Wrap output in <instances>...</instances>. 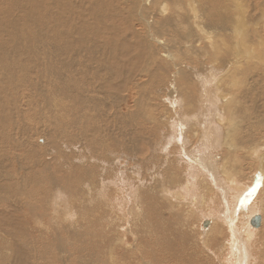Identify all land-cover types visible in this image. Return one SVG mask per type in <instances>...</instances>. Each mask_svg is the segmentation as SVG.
I'll use <instances>...</instances> for the list:
<instances>
[{
    "label": "bare ground",
    "instance_id": "obj_1",
    "mask_svg": "<svg viewBox=\"0 0 264 264\" xmlns=\"http://www.w3.org/2000/svg\"><path fill=\"white\" fill-rule=\"evenodd\" d=\"M256 9L261 10V14ZM263 19L264 0H0V152H2L0 155L3 156V152L8 153L9 149H12L11 151L18 150L20 152L19 155L22 156H19V158L28 159V153L30 155L33 153L40 155L43 152L38 149L39 145L34 147L35 143L33 145L34 150L27 145L26 136L29 134L26 135L28 133L26 127L28 126H24L25 123L22 122V118L24 111H27L28 108L29 111L31 109L36 110L37 115L34 111L33 114L40 116L37 119H42L43 115L40 107H43L46 103L45 100L40 102L41 104L35 103L34 100H30V97L25 95L26 93L24 94V90L27 88L33 90L30 93L33 99L37 95L40 96L38 87L42 86L41 81L49 87L52 85L51 88L47 87L49 88L47 90L54 89L53 93L51 92V97L49 95L48 104L50 107L47 113L52 116L51 118H56L57 122L55 121V123L59 125L55 126L66 127L68 126L66 123V126L61 123L67 120L72 123L71 129L78 127L80 130L81 125L85 124V129L92 131L93 136H86L85 132H80L82 136H85L84 138L89 137L87 141H83L85 146H81L90 154L94 150V152L98 151V155L103 157V161L97 157L96 160H92L100 163L101 166H99L95 162L92 163V161L86 162L82 158L84 156L82 154L75 156L76 154H73L75 152L71 150V161H69V158L68 161H60L61 164L56 169L63 171V178L67 179L68 172L71 171L79 178V182H83L82 185L74 183V194L83 191L84 188L82 189V187L88 184L87 181L97 179L96 181L101 182H98L97 185L101 184L102 187L106 186V182H111L109 185L113 184V188L119 186L117 192L123 194L118 196L116 191H113L110 201L118 197L123 199L125 196L127 198L126 188L124 187L127 183L122 182L121 177H119L121 173L113 168H118L115 160L119 158H108V156L116 153L114 150H122L121 153H128L123 159L127 158V163L133 161V167L126 169L129 172L128 174L131 175L132 171L137 170L138 167L135 164L143 166L142 174L145 171L147 173V170L150 169L149 165L153 167L152 172L156 168L160 174L165 172L161 175H157V172H155L156 174L150 173L144 175L145 178L142 180L136 179V187L141 189L146 187L145 183H150L148 188L150 190L146 193L147 198L145 201L147 203L142 204H146L147 210H145L148 211L149 215L160 214L162 210L169 212L170 219L176 222V227L173 228L174 234L171 232L174 240L180 244L190 241L194 231L191 232V227L182 222L181 219L182 217L187 219L194 213H200L196 215L199 217H197V223L200 224L201 220L209 219L208 224L210 226L206 230L204 228L198 235L195 234L196 239H193V247L196 248L201 242L205 243L209 237V232L213 231L216 234H222L216 242L222 240L225 248L223 251L225 255L222 258L224 262L222 261L220 264H249L253 261V255L251 256L253 228L250 226V220L255 216L260 217V227H254L253 230H258L262 224L264 225V125H262L264 124V40L261 37V33H263L264 38V28L257 26L259 32L255 28L256 23L262 22ZM56 24L71 25V34L70 30L67 33V35H71L70 41L65 40L67 36L66 38L63 37L65 41L56 39ZM38 25L40 29L44 25L46 29L48 28L47 31L51 29L50 27H53V34L47 36L49 31H44L46 36L42 35L45 33L39 32V34L36 30ZM48 48L52 51H48V54H42L46 64L44 66H47L46 69H43L45 67L39 66L38 57L41 54L40 50L42 52ZM61 56H65V59L62 60ZM26 59L32 65L26 66L27 64L24 63ZM70 68L71 73L64 77L63 83H58V80H62L61 73L63 75V71ZM32 74H34V77H30ZM45 83L44 86H46ZM105 89L111 91L110 95L114 97L105 96V99L101 98L100 94L106 92ZM118 92H121L122 95H119ZM68 94L71 98V102L68 99L71 107H67L65 104L62 105L63 101L60 98ZM45 95L43 94V96ZM120 99L122 101L125 99L132 100L133 108H138V111L136 112V109H134L131 112L128 108L127 112L124 113L121 107L116 112L111 108L110 110L106 109L107 103H118L117 101ZM147 103L148 105L145 106ZM152 104L156 105L157 111L150 109L149 106L152 107ZM44 108L46 109V107ZM116 113L130 116L132 122L126 121L123 117V122H121L123 123L122 132L116 137H112L113 139L109 137L110 134L108 133V141L106 139L101 143L99 140L102 130L99 131L97 124L99 121L109 120ZM68 115L71 116V119ZM32 117L33 115L30 118L32 119ZM99 117L101 120L98 121ZM37 119L36 124L38 123ZM48 119H46V125ZM52 120L54 121V119ZM33 121L35 120L33 119ZM243 121H247V123L244 124ZM21 122L23 126H21ZM73 122L75 126H73ZM44 124L36 126L41 127ZM140 126V130H134ZM255 129H257L256 133H254ZM78 133H73V135H78ZM73 135H71L72 139ZM130 136L133 138H130ZM46 137L52 136H44V139ZM60 139L64 140L62 142L65 143L62 144V147H59V145L58 148L55 147L57 153H62L70 146L72 149L81 147L79 144L77 146L67 144V138L65 137ZM153 139L156 141H153ZM38 141L39 143H36V145L40 144V140ZM69 141L71 144L76 143L74 140ZM161 141L162 143H160ZM42 142L44 143L45 140ZM51 142H55V139ZM47 148L49 147L47 146ZM243 150H248L254 159L251 163L255 162V166L251 167L254 171H250L249 176L246 173L240 174L241 170H236L232 166L235 159L236 161L241 159L236 157V154ZM98 152H96V155ZM16 154L18 156V153ZM4 156L8 159V154ZM34 156L31 157L32 160ZM61 156H64V153ZM85 156L87 155L85 154ZM5 157H1V159H5ZM73 157L76 159H73ZM19 158L17 157V159ZM38 158L40 159L39 163L36 160L35 163L29 161H31V165L35 164L38 167L34 169L35 171L40 169L41 171L52 172L42 177L44 181H49L48 194L52 193L50 191L60 184L53 178L52 167L46 163L45 156L43 159L41 155ZM145 159H147L146 162H144ZM13 161L15 162L14 158ZM25 162L27 163V161ZM121 163L123 164V162ZM11 164L14 168L15 164L12 162ZM28 165L29 163L24 167ZM20 166H23V164ZM4 167L1 168L4 169ZM247 167L244 166L246 169ZM120 168L123 167L119 166ZM40 170L39 174L34 171L39 178L27 177L26 180H21L20 184L17 182L21 188L24 187V180H28L27 182L32 183L30 186L32 189L41 191L39 194L34 195L29 193V196H33L26 199L31 204H36V206L20 211L18 218H21V223L32 216L33 210H41V207L46 210L54 209L55 200L58 201L57 199L60 197L57 195L58 193H53L54 198L58 197L57 199L52 197L53 200L47 205L38 199L43 196V191H46L42 187L39 190L37 186L42 185ZM217 170L219 172L216 174H219V176L215 174ZM1 171L3 170H0V181L3 183L1 187L14 185L11 179L15 181L18 178L16 177V179L15 176L13 178L9 174L5 175ZM36 174L35 176H37ZM57 174L60 175L61 173L58 172ZM244 175L247 176L244 178ZM160 177L164 183L160 184V180V186L155 187L153 182L156 181V178L160 179ZM238 179H244L245 183H241ZM126 180H130V178L127 177ZM85 182L87 184H84ZM61 189L63 188L61 187ZM6 190L9 192L8 189ZM19 191L22 194L25 193L23 188ZM100 191L98 190V192ZM79 195H85L82 198L83 200L81 199L83 204L81 207L88 208V211L92 210L86 204L96 205L93 201L96 200L98 194L96 196L92 195L89 188V190L84 191V194ZM26 196L28 197V195ZM143 199L144 194L140 192L136 195L133 203L139 204ZM101 200L98 199L99 202ZM13 202L6 201V203H0V205L5 204V207L9 208L7 210H11L12 214L14 209L19 210L20 207L25 208L26 206L22 203L23 205L21 204L19 207L17 206L19 202L15 203L16 205ZM202 203L207 204V208L209 204V210H205L204 217L201 214L202 210L199 208ZM121 206L117 208L124 210ZM5 207L0 206L2 209L0 212L7 216ZM126 209L124 211L130 219L143 214V208L136 211L131 208L130 210ZM56 211L52 210L54 217H56ZM96 211L102 215L99 219L102 221H99L98 224L102 229L99 234L100 241L106 244L110 259L106 261L100 257L102 260L94 262L92 260L89 263H147V260L140 258L135 254L136 252L134 253L128 248V246L133 247L131 243L120 245V251L122 252L121 255L119 253V257L117 256L119 260L117 261L114 258L111 250V238L118 228L113 226H117V220L123 219L125 215L121 218L118 216L117 220L112 219L117 212L115 213L111 206H105V209H101V211L98 208ZM120 211H118V214ZM124 211L123 213H125ZM255 211L263 214L258 213L252 216ZM110 213L113 214L112 217H107ZM104 215L108 220L112 219L110 222L114 225L106 222ZM11 220H15V218L10 214L8 218L10 228ZM24 224H26V220ZM208 224H205V226ZM119 229L122 230L120 227ZM141 229L143 228L141 227ZM44 230L47 231V228ZM1 231L4 235L6 234V237L16 236L17 234L11 230ZM239 232H244L249 241L247 245L250 253L247 251L245 242L239 239ZM186 234L188 235L185 236ZM1 240L3 241V239ZM262 240L259 248L256 247L257 255L260 257L258 264L264 263V239ZM2 241L0 242L2 243ZM122 241L120 240V242ZM133 241H136L135 235H133ZM25 243L27 242L21 237H18L13 244L2 243L0 245L2 262L0 263L6 264L12 261V264H24L23 254L18 251L25 246ZM193 243L191 242V244ZM164 244L169 246L171 243L164 240ZM40 245L45 246L46 242H40ZM62 245L61 243L59 247ZM67 248L62 247L60 249L68 251ZM257 260L259 259L257 258Z\"/></svg>",
    "mask_w": 264,
    "mask_h": 264
},
{
    "label": "rangeland",
    "instance_id": "obj_2",
    "mask_svg": "<svg viewBox=\"0 0 264 264\" xmlns=\"http://www.w3.org/2000/svg\"><path fill=\"white\" fill-rule=\"evenodd\" d=\"M261 6V5H260ZM253 7V6H252ZM262 9V8H261ZM257 10V12H259L260 14H261V10H259V9H256ZM255 10V11H256ZM264 19L262 20V22L261 21H259V22H257L256 24V26H255V28H256V31H258L259 32V28L258 27H260V28H264ZM70 27H69V26ZM258 26V27H257ZM262 26V27H261ZM62 27V28H61ZM69 29H68V28ZM51 29H49L48 31H49V33H47V36H51L52 34H53V30H52V28L53 27H50ZM71 25L70 24H66V26L64 25V24H56V29H57V34H56V39H65L66 38V36H67V39H65L66 41H70L71 40V35H67V33H68V31L70 30V34H71ZM258 28V29H257ZM48 29V28H47ZM47 29H46V27L44 26V25H42V28L40 29V26L38 25L37 27H36V30L38 31V33L40 32V33H45V32H48L47 31ZM67 29V30H66ZM43 30V31H42ZM45 31V32H44ZM52 31V32H51ZM60 31V32H59ZM64 31H67V32H65L64 33ZM39 33V34H40ZM64 33V34H63ZM64 36H63V35ZM262 35H261V37H262V39L264 40V38H263V33H261ZM42 35H45L46 36V33L45 34H42ZM60 35V36H59ZM59 36V37H58ZM69 36V37H68ZM62 37V38H61ZM63 37H65V38H63ZM259 37H260V35H259ZM64 40V41H65ZM39 48H40V45H39ZM49 49V50H48ZM47 50H44V51H42L41 52V50H40V53L41 54H39V57H38V62H39V66L40 67H45V68H43V69H46L47 68V66H44V65H46L45 64V61H44V59H43V55L42 54H48L49 52H51L52 50L50 49V48H48ZM49 51V52H48ZM41 55V56H40ZM42 57V58H41ZM62 57V58H61ZM60 58L63 60V59H65V56H61ZM35 60H37L36 58H35ZM40 61H42V62H44V63H40ZM25 64H27L26 66H29V64L30 65H32L31 63H29V62H27V59H26V61L24 62ZM40 64H42V65H40ZM65 72H66V74H65ZM71 73V68L69 69V70H67L66 69V71H63V75H62V73H61V78H62V80L60 79V80H58V83H63V79H64V77L66 76V75H68V74H70ZM34 77V74H32L30 77ZM44 83L45 82H43L42 83V81H41V83L40 84H42V86L40 87H38V93L40 94V96L39 95H37V96H35L36 98H31V95H30V93H32V91L33 90H29L28 88L26 89V90H24V94L27 96V97H30L29 99L30 100H34V102L36 103V102H38L39 104H41L40 102H43L44 100V102L46 103L43 107H46V109L44 108L43 109V107H40L41 109V111H42V115H43V118L42 119H37V117H39L40 118V116H36L37 115V113H36V110L34 111V109H31V111H29V109L27 108V111H24V116H23V118H22V122H24L25 124H24V126H28V127H26V129L28 128L29 130H30V133H29V130L27 129V131H28V133L26 134V135H28V136H26V142H27V145L28 146H31V148L34 150V148H33V145H34V143H35V145H34V147H38V145H39V150L42 152L40 155H41V157H42V159L44 158V156H45V158H46V163L49 165H51V167H52V169L51 170H53V174H52V176H53V178H55L58 182H59V184L60 185H57V186H55V188L53 189V190H51L50 192H52V193H49L48 194V192H47V189H50V184H48L49 183V181H44V178H42V177H45V176H47L49 173H52L51 171H44V170H40V169H37L36 171L34 170L35 168H38L35 164H32L31 165V161H32V163H35L36 161L39 163V161H40V159L38 158L40 155H36V154H27V157H28V159L26 158H24V157H20L19 158V156H22V155H19L20 154V152L17 150H15V151H11L12 149H9V150H7V151H9V152H11V153H7L6 151L5 152H3V156L2 155H0V170H3V171H1V172H3V174H9V175H11L13 178H14V176H15V178L17 179V180H12L11 179V181L14 183V185L18 182L19 184L21 183V180H23V179H25L26 180V178L27 177H38V175L37 174H39V170H40V177L42 178V182H41V184L43 185H37L38 186V188H39V190H40V188L42 187V188H45L46 189V191H43V196H41V197H39L38 199L41 201L42 200V202H45L46 203V205L48 204V203H51V200H53V199H57V195H59L60 197H58V201H56L55 200V203H56V205L53 207L54 209H49V210H46V209H43L42 207L40 208L41 210H33V212H32V216H30V215H28V216H30V218L29 219H25L26 220V224H24L25 223V220H24V223L22 222L21 223V218L19 219L18 218V216L20 215L19 213H20V211L22 210V209H31V206L34 208V206H36V204H31L26 198H30L31 196H33L34 194H39V192H41V191H38V190H35V189H32L30 186L32 185V183H30V182H27V181H25L24 180V187H21V188H23L24 190H25V193H21V191H19L21 188H20V186H18V183H17V185H13V184H11L10 186H8V187H5V186H3V187H1V185H3V183H2V181H0V203H6V201H11V202H13V204L14 205H16L17 204V202H19L18 204H17V206H21V204L23 203L24 205H26L25 206V208H23V206H22V208L20 207V209L19 210H17V209H14V212H13V214H12V212H11V210H7V209H9V208H6L5 207V204H2V205H0V206H4L5 207V211L7 212V216L4 214V213H2V212H0V241H2L1 239H3V241L4 242H6V244L8 245L9 243H11V244H13V243H15L16 241H17V238L18 237H21V238H23L24 240H25V242H27V243H25V246H23L22 248H21V250H19L18 252H22V254H23V260H24V264H88L89 262L91 263V261L92 262H94V261H100V260H106V261H109V259H110V255H109V253L107 252V248H106V244H104V242H101L100 241V239H101V237H100V232L102 231V229H101V227H99L98 226V224H99V221H102V220H99V219H101L100 217L102 216L101 214H100V212H97L96 210L99 208V211H101V209H105V206H111L112 208H113V210L115 211V213H116V215H114V217H112V215L113 214H111L110 213V215L109 216H107V217H112V219H118L119 217L121 218L122 216H124L123 217V219L121 218V219H119V220H117L118 222H117V226H115L112 222H110L112 219H110V220H108L107 218H106V216L104 215V219H105V221L106 222H109V223H112L114 226L113 227H117L118 229L116 230V232H115V234H114V236L111 238V240H112V245H111V250H112V252H113V255H114V258L118 261L119 260V253H120V255H121V252L122 251H120L121 249H120V245H122L123 243H128V244H133V247H129L128 245V248L129 249H131L132 250V252H136L135 254L137 255V256H139L140 258H143V259H145V260H147L148 262L147 263H145V262H139V264H163L164 262V264H220V263H222V261H223V256L225 255L224 253H223V251L225 250V248H224V244H223V241L222 240H218L217 242H216V240L217 239H220V237H221V235L222 234H216V233H214L213 231H211V232H209V237H208V239L206 240V242L205 243H203V242H201L199 245H197L196 246V248L195 247H193L194 246V243H193V239H196V235H198V233H200V232H202V230L205 228V230L210 226L208 223H209V219H203V220H201L200 221V224H198L197 223V220H198V216H196L197 214H200V213H194L192 216H190L189 218H184V217H182V219H181V221L182 222H184V223H187L188 225H189V227H191L190 229H191V232L192 231H194V232H192L193 233V236H191L190 237V241L188 240L187 242H185L184 244H180L179 242H177L176 240H174V236H173V228H175L176 227V222H174V221H172L171 219H170V215H169V212H167V211H164V210H162L161 211V213L159 214H154V215H149V213H148V211H146L147 210V208H146V204H142V203H147V201H145L146 200V198H147V195H146V193L147 192H149V190L150 189H148L149 188V185H150V183H145L146 184V187H142L141 189H139L138 187H136L137 186V180H142V179H144L145 178V176L144 175H147V174H154L155 172H157V175L159 174V175H161V174H165V172H162L161 174H160V172H159V170L156 168L155 169V171L154 172H152L153 171V167L151 166V165H149V162H148V165H149V167H150V169L149 170H147V173H146V171L142 174V167L143 166H139L138 164H135V166L136 167H138L137 168V170L135 171L134 170V172L132 171L131 173V175L133 176V177H135V178H133L130 174H128L129 172L128 171H126V169H129V167L131 168V166L133 165L132 163H133V161H129L128 163L126 162V159H123V158H125V156L126 155H128V153L127 154H124V153H121V151L122 150H114L116 153H113V155L112 156H108L106 153H103L105 156H108V158H110V159H118V160H115V162L117 163V165H118V168L117 167H113V168H116L117 170H118V172H120L121 173V175L123 176H121V175H119V177H121V179H122V182L123 183H127V185H129L128 186V188H127V185L125 184L124 185V187L126 188V192H127V198H125V196H124V198L123 199H121L120 197H118V198H116V199H114V200H112V201H110L109 199H110V197H111V193L113 192V191H116V193L118 194V196L119 195H122V194H120V193H118L117 192V188L119 187V186H115V184H114V188H113V184H110L109 185V183H111V182H106V186L104 185V187H102V185L101 184H98L97 185V183L98 182H100L99 180L98 181H96L97 179H93V180H89V181H87V183L85 182L84 184H87L85 187L83 186L82 187V189H83V191H80L78 194H74V189H73V186H74V183H79L80 185H82L83 184V182H79V178L73 173V172H71V171H69L68 172V175H67V179L66 178H63V176H64V174H63V171L61 172V170H57L56 168L58 167V165H60L61 164V162L60 161H68L69 159V161H71V150L73 151V152H75V153H73V154H76L75 156H78V155H80V154H82V155H84L82 158L87 162V161H92V160H96V157L98 158V159H102L101 161H103V157L102 156H100V155H98L99 154V152L98 151H96V152H98L97 153V155H96V152H94V150H93V153L92 154H90V152H88L87 150H85L82 146H85V144L83 145V141L85 140V141H87L88 140V138L89 137H86V138H84L85 136L83 135L82 136V132H85V134H86V136H93V134H92V131H87L86 129H85V126L82 124L81 125V129L79 130L78 129V127H74V128H72L71 129V121H67V120H65L64 121V123H61V124H64L65 125V123H66V125H68V126H66V127H56L55 125H59V124H57V123H55V121H56V118L55 117H53V118H51L52 116L51 115H49L47 112H49V110H48V108L50 107L49 106V104H48V102H49V100H50V97H51V95H52V93H53V91H54V89H51V90H47V89H49V88H51V86L52 85H50V87L46 84V86H44ZM57 83V84H58ZM43 87V88H42ZM45 87H46V89H45ZM47 87H49V88H47ZM40 88H42V89H40ZM44 89V90H43ZM30 92H29V91ZM39 90H40V92H39ZM43 90V91H42ZM26 91V92H25ZM105 91L106 92H104V93H101L100 94V97L101 98H103V99H105V96L106 97H108V96H111L110 94L112 93L111 91L109 92L107 89H105ZM27 92H29V93H27ZM49 93V94H47V93ZM52 92V93H51ZM107 92H109L108 94H107ZM119 93V92H118ZM43 94L45 95V96H43ZM104 94V95H103ZM41 95H42V97H41ZM49 95H50V97H49ZM119 95H122V93L120 92L119 93ZM118 95V96H119ZM124 95V94H123ZM70 95L68 94V95H66V96H64L63 98L62 97H60L61 99H62V101H63V103H62V105L63 104H65L67 107H71V98L69 97ZM103 96V97H102ZM68 97V98H67ZM111 97H114V96H111ZM40 98V99H39ZM68 99H69V101H68ZM118 103H114V104H111V103H107V106H106V109H109L110 110V108L111 109H113V110H115V112L117 111V110H119V107H121V110L122 111H124V113H126L127 112V110H128V108H129V110L131 111V112H133V110L134 109H136V112L138 111V108H136V107H134L133 108V103H132V100L131 101H129V100H124V101H122V99H120V100H118L117 101ZM121 102V103H120ZM128 102H130V103H128ZM126 103V104H125ZM117 104V105H116ZM119 105V106H118ZM123 105V106H122ZM126 105V106H125ZM146 105H148V103L147 104H145V106ZM153 106L151 107V106H149L150 107V109L151 110H153V111H157V107H156V105H154V104H152ZM211 105H213V104H211ZM217 105V104H216ZM112 106V107H111ZM125 106V107H124ZM118 107V108H117ZM123 107V108H122ZM131 107V108H130ZM115 108V109H114ZM45 112H44V111ZM35 112V114H33L34 112ZM140 112V111H139ZM118 113H120V112H118ZM118 113H116V114H113V116L109 119V120H102V121H99V120H101V118L99 117L97 120L99 121V123L97 124V126H98V128H99V131H101L102 130V132H101V135H100V140L99 141H101V143L103 142V141H105L106 139H107V141H108V133L110 134V136L109 137H111V139H113L114 137H116L117 135H119V133L120 132H122L121 130L123 129V123H121V122H123V117H125L124 119L126 120V121H128V122H132V119L130 118V116H127V115H124V114H118ZM26 114H28V116H26ZM41 114V113H40ZM33 115V117H32V119L30 118L31 116ZM47 115H48V117H47ZM26 116V117H25ZM119 117V119H118V117ZM262 116V115H261ZM36 117V118H35ZM68 117H69V115H68ZM122 117V118H121ZM131 117H132V115H131ZM26 118V119H25ZM49 118V119H48ZM116 118H117V120H116ZM23 119H24V121H23ZM33 119L35 120V121H33ZM36 119L38 120V123L36 124ZM46 119H48L47 121H48V123H47V125H46ZM52 119H54V121L52 120ZM69 119H71V116L69 117ZM261 119V118H260ZM259 119V120H260ZM42 120V121H41ZM49 120H51L50 122H51V125H50V122H49ZM112 120V122H110ZM114 120V121H113ZM33 121V122H32ZM93 121V120H92ZM21 122V126H23V123ZM31 122V123H30ZM42 122V123H41ZM57 122V121H56ZM68 122V123H67ZM120 122V123H119ZM247 123V121H243V123L244 124H246ZM27 123H29L30 125H28ZM45 123V124H44ZM54 123V124H53ZM102 123V124H101ZM104 123V124H103ZM108 123H110V124H108ZM113 123H114V125H113ZM27 124V125H26ZM41 125V124H44V125H42L41 127H38V126H36V125ZM107 124V128L105 127V125ZM125 124V123H124ZM261 124V123H260ZM50 125V126H49ZM101 125V126H100ZM110 125V126H109ZM127 125V124H126ZM262 125H264V124H262ZM32 126H34L33 128H32ZM44 126V127H43ZM46 126H47V128H46ZM73 126H75V123L73 122ZM113 126H115V127H113ZM127 126H130V125H127ZM30 127V128H29ZM36 127H37V129H36ZM69 127H70V129H69ZM133 127V126H132ZM56 128H57V130H56ZM60 130H59V129ZM83 128V129H82ZM109 128V129H108ZM140 128H141V126L139 127V128H135L134 130H140ZM62 129V130H61ZM66 129V130H65ZM71 130V131H69V130ZM101 129V130H100ZM46 130V131H45ZM55 130V131H54ZM59 130V131H58ZM68 130V131H67ZM73 130V131H72ZM79 130V131H78ZM257 129H255V132L254 133H256L257 131H256ZM34 131V132H33ZM54 131V132H53ZM60 131H61V133H60ZM108 131V132H107ZM37 132V133H36ZM52 132V133H51ZM72 132V133H71ZM79 132V133H78ZM81 132V133H80ZM104 132V134H102ZM42 135H41V134ZM55 133V134H54ZM57 133V134H56ZM63 133H64V135H63ZM71 133V134H70ZM73 133H78V135H76V134H74L73 135ZM113 133H114V135H113ZM33 134V135H32ZM36 134H38V135H36ZM52 134V135H51ZM67 136H66V135ZM68 134H70V135H68ZM71 135H73V139H72V136ZM81 135V136H80ZM113 135V136H112ZM33 136V137H32ZM41 136V137H40ZM44 136H52V137H46V139H44ZM54 136V137H53ZM55 136H57V137H55ZM78 136L80 137L79 139H78ZM102 136V137H101ZM29 137H30V139H29ZM61 137H65V138H67V144H69V145H72V146H77V144H79V146H81V147H78V149H75V148H71V146H70V148L69 147H67L68 149L67 150H63L62 151V153L61 152H59V153H57V149L56 148H58V145H59V147H62V144L63 143H65V142H62V141H64V140H62V139H60ZM83 137V138H82ZM106 137V138H105ZM113 137V138H112ZM35 138V139H34ZM40 138V139H39ZM52 139L51 141H54V139H55V142H51L50 141V139ZM59 138V139H58ZM68 138H70L69 140H74V141H76V143L75 144H71V142L68 140ZM130 138H133V137H131L130 136ZM40 140V144H37L36 145V143H39V141L38 140ZM48 139V140H47ZM79 141H78V140ZM81 139V140H80ZM37 142H36V141ZM45 140V144L42 142V141H44ZM58 140V141H57ZM118 140V139H117ZM33 142V144L31 145V143ZM153 141H156V140H154L153 139ZM29 142V143H28ZM48 142V143H47ZM50 142V143H49ZM69 142V143H68ZM113 142V141H112ZM46 143H47V146L49 147V148H47V146H46ZM54 143H55V146H54ZM81 143V144H80ZM114 143V142H113ZM160 143H162V141L160 142ZM57 144V145H56ZM43 145V146H42ZM142 145V144H141ZM163 146V144L161 145V147ZM43 147V148H42ZM56 147V148H55ZM44 148H46V149H44ZM46 150H47V153H46ZM48 151H50V152H48ZM54 153H53V152ZM65 151V152H64ZM77 151V152H76ZM81 151V152H80ZM101 151V150H100ZM245 151H247V152H245ZM13 152V153H12ZM244 152V153H243ZM1 154H2V152H0ZM8 154V159L10 158V160H8L4 155H7ZM16 153H18V156H16L17 154ZM63 153H64V156H61V155H63ZM69 153V154H68ZM89 153V154H88ZM219 153H220V151H219ZM11 154H14V155H11ZM85 154L87 155V156H85ZM119 154V155H118ZM123 154V155H122ZM30 155V156H29ZM33 155H35L34 157H33V160H32V156ZM66 155H68V156H66ZM92 155V156H91ZM122 155V156H121ZM13 156V158H14V160H15V162L13 161V158H11V157ZM47 156V157H46ZM51 158H50V157ZM58 156V157H57ZM95 156V157H94ZM249 156V157H248ZM251 154H250V152L248 151V150H243V151H241L240 153H238V154H236V157H239V158H241V159H239V158H237V159H239V160H237L236 161V159L232 162V166L234 167V169H236V170H241V172H240V174H250V171H254V169H252L253 168V166H255V162H253V163H251L252 161H254V159H253V157L251 156ZM1 157H5V159H1ZM17 157L19 158V159H17ZM37 158V159H34V158ZM55 157V158H54ZM57 157V158H56ZM115 157V158H114ZM121 157V158H120ZM242 157H243V161H242ZM245 157V158H244ZM246 157H247V159H246ZM16 158V159H15ZM64 158V159H63ZM69 158V159H68ZM75 157H73V159H74ZM252 158V159H251ZM6 159H7V161H6ZM22 159H24V160H22ZM53 159V160H52ZM62 159V160H61ZM76 159V158H75ZM122 159V160H121ZM246 159V160H245ZM250 159V160H249ZM3 160V161H2ZM12 160V161H11ZM19 160V161H18ZM29 160H31V161H29ZM36 160V161H35ZM48 160H50V161H48ZM124 160V161H123ZM146 160L147 159H145V161L144 162H146ZM245 160V161H244ZM21 161H23L22 163H21ZM25 161H27V163H29V168H28V166H26V167H24L27 163L25 162ZM235 161H236V163H235ZM247 161V162H246ZM11 162L13 163V164H15V166H14V168H13V165L11 164ZM50 162V163H49ZM56 162H58V163H56ZM93 162H95V163H97L99 166H101L100 165V163H98V162H96V161H92V163ZM121 162H123V164L121 163ZM131 162V163H130ZM245 162V163H244ZM9 163V164H8ZM16 163H17V165H16ZM25 163V164H24ZM94 163V164H95ZM130 163V164H129ZM249 163H251L250 165H249ZM8 164V165H7ZM11 164V165H10ZM23 164V166H20V165H22ZM54 164V165H53ZM240 164V165H239ZM253 164V165H252ZM3 165H6L7 166V168L5 169V167L3 166ZM11 167H10V166ZM35 165V166H34ZM53 165V166H52ZM63 165V164H62ZM122 165H126V166H122ZM248 167H247V166ZM9 166V167H8ZM31 166V167H30ZM34 166V167H33ZM119 166L120 167H123V168H120L119 169ZM231 166V167H232ZM244 166L245 167H247V169L246 168H244ZM4 167V169H2V168ZM17 167V168H16ZM22 167V168H21ZM24 167V168H23ZM54 167V168H53ZM126 167V168H125ZM133 167V166H132ZM238 167V168H237ZM250 167V168H249ZM252 167V168H251ZM16 168V169H15ZM19 168V169H18ZM33 168V169H32ZM49 168H50V166H49ZM24 171H23V170ZM26 169V170H25ZM31 169H32V171H31ZM246 169V170H245ZM7 170H8V173H7ZM10 170H14V171H10ZM30 171V172H28V171ZM146 170V169H145ZM6 171V172H5ZM17 171H19L18 173H17ZM37 173H35V172ZM122 171H125V172H122ZM23 172V173H22ZM25 172H27V173H25ZM59 172V174L60 175H58L57 173ZM108 172H110V171H108ZM219 171L217 170V171H215V174L216 173H218ZM251 172V173H252ZM26 175H25V174ZM29 173V174H28ZM32 173V174H31ZM44 173V174H43ZM123 173H125V174H123ZM127 173V174H126ZM17 174V175H16ZM23 174H24V176H23ZM35 174L37 175V176H35ZM142 174V175H141ZM156 174V173H155ZM19 175H20V177H19ZM125 175V176H124ZM216 175H218L219 176V174H216ZM247 175H244V178L247 176ZM137 176V177H136ZM140 176V177H139ZM144 176V177H143ZM249 176V175H248ZM254 176V175H253ZM22 177V178H21ZM127 177H129L130 178V180H126V178ZM35 178H33V179H35ZM39 178V177H38ZM137 179V180H136ZM124 180V181H123ZM131 180H133L132 182H131ZM136 180V181H135ZM162 181L163 179L160 177V179L158 178H156V181H154L153 182V184H154V186L155 187H158V186H160L159 185V181ZM93 181H94V183H93ZM158 181V182H157ZM160 181V184H162V183H164V181H162L161 182ZM238 181H240L241 183H245V180L244 179H238ZM253 181V180H252ZM26 182H27V184H26ZM130 184H129V183ZM2 183V184H1ZM30 183V184H29ZM61 183H63V184H61ZM96 183V184H95ZM101 183V182H100ZM108 183V184H107ZM133 183H135V184H133ZM46 184V186H44ZM27 185H29V186H27ZM134 185V186H133ZM19 188H18V187ZM25 186H26V188H25ZM111 186V187H110ZM133 186V187H132ZM29 189H28V188ZM61 187L63 188V189H61ZM3 188V189H2ZM8 189V191L9 192H7V190L6 189ZM14 188H16V189H14ZM89 188H90V192H91V194L93 195H97L98 194V196H99V198H100V202L98 201V199H97V197L98 196H96V200L95 201H93L94 202V204H96V205H91V204H86L87 205V207H90V208H92V210H90V211H88V208H82L81 206H83V204L81 203L82 202V198L85 196V195H79V194H84V191H86V190H89ZM10 189H11V191H10ZM13 189V190H12ZM105 189V191H103ZM113 189V190H112ZM133 189H135V190H133ZM143 189V190H142ZM65 190V191H64ZM98 190L100 191V192H98ZM109 192H108V191ZM129 190H131V191H129ZM14 191V192H13ZM27 191V192H26ZM30 191V192H29ZM95 191H97V192H95ZM129 191V192H128ZM133 191V192H132ZM200 191V190H199ZM2 192H3V194H2ZM47 192V193H46ZM67 192V193H66ZM140 192H143V194H144V199L139 203V204H134L133 202H135V197H136V195L138 194V193H140ZM12 193V194H11ZM29 193H31V194H33V195H31V196H29ZM53 193H58L57 195L55 194V196H57V197H53ZM64 193V194H63ZM104 193V194H103ZM201 193V192H200ZM10 194V195H9ZM17 196H16V195ZM28 195V197L26 196V195ZM46 194V195H45ZM102 194H103V196H102ZM8 195V196H7ZM12 195V196H11ZM26 197H25V196ZM51 197H50V196ZM76 195V196H75ZM105 195V196H104ZM5 197V199H4V197ZM19 196H20V198H19ZM135 196V197H134ZM196 197H197V195H195ZM194 196V197H195ZM13 197H15V198H13ZM52 197H53V199H52ZM132 197V198H131ZM195 197V198H196ZM17 198V199H16ZM90 198H92L91 196H90ZM4 201H3V200ZM8 199V200H7ZM82 199V200H81ZM132 199V200H131ZM22 200V201H21ZM121 200V201H120ZM124 200H127V201H124ZM210 200V199H209ZM2 201V202H1ZM26 201V202H25ZM110 201V202H109ZM114 201V202H113ZM116 201H118V202H116ZM102 202H103V204H102ZM116 202V203H115ZM124 202H126L127 203V205H126V203H124ZM16 203V204H15ZM27 203V204H26ZM120 203V204H119ZM121 203L123 204L122 206H121ZM22 204V205H23ZM98 204V205H97ZM116 204V205H115ZM119 204V205H118ZM60 205V206H59ZM105 205V206H104ZM126 205V206H125ZM28 206V207H27ZM40 206V205H39ZM71 206V207H70ZM119 206H121V208L123 207L124 208V210L126 209V207H128L126 210H130V208L131 209H133L134 211H136L137 209H142V211H143V214L142 215H140L139 217H137V216H134V217H132L131 219L127 216V214H126V212L124 211V210H121V209H119V208H117V207H119ZM206 206V208H204ZM62 209H61V208ZM101 207V208H100ZM81 208V209H80ZM115 208H116V210H115ZM122 208V209H123ZM201 210H202V215H203V217L205 216V213H206V211L205 210H209V204H208V208H207V204H201L200 205V207H199ZM198 208V209H199ZM146 209V210H145ZM0 210H2L1 208H0ZM52 210H58V211H56V217H54V215H53V213H52ZM121 210V211H120ZM24 211V210H23ZM23 211H22V214H23ZM118 211H120V213L118 214ZM123 211L125 212V213H123ZM90 212V213H89ZM75 213V214H74ZM121 213H123V214H121ZM148 213V214H147ZM204 213V214H203ZM258 213H260V214H263V213H261V212H256L255 211V213H253V215L252 216H255V215H257ZM13 215V217L15 218V220H11L10 221V223H11V228L9 227V225H8V218H9V215ZM72 214V215H71ZM81 214H83V215H81ZM259 214V215H260ZM61 215V216H60ZM75 215V216H74ZM86 215V216H85ZM143 215H144V217H143ZM159 215V216H158ZM166 215V216H165ZM117 216V217H116ZM119 216V217H118ZM152 216V217H151ZM165 216V217H164ZM6 217H7V220H6ZM160 217V218H159ZM198 217V218H197ZM135 218V219H134ZM146 218V219H145ZM148 218V219H147ZM164 218V219H163ZM69 219V220H68ZM161 219V221H159ZM208 220V221H207ZM135 221V222H134ZM144 223H143V222ZM163 221V222H162ZM172 221V222H171ZM186 221V222H185ZM138 222V223H137ZM38 223H40V224H38ZM172 223V225H170ZM122 224V225H121ZM128 225V226H126V225ZM132 224V225H131ZM139 224V225H138ZM143 226H142V225ZM205 224H208L207 226H205ZM26 225V226H25ZM78 225V226H77ZM69 226V227H68ZM71 226V227H70ZM77 226V227H76ZM134 226V227H133ZM137 226V227H136ZM143 228V229H141V227ZM174 226V227H173ZM194 226V227H193ZM201 226H202V229H201ZM251 226V225H250ZM119 227L120 228H122V230L121 229H119ZM148 228V230H147V228ZM252 227V226H251ZM260 227V226H259ZM45 228H47V231H45L44 229ZM124 228V229H123ZM138 228V229H137ZM150 228V229H149ZM170 228V229H169ZM193 228V229H192ZM250 228V227H249ZM253 229H255L254 227H252ZM125 229H126V231H125ZM134 229V230H133ZM252 229V234H253V238H252V240H253V243L251 244V256H252V260L254 261L255 259L257 260V258L259 259V260H255L254 262L252 261V262H250L249 264H256L257 262L259 263V261H260V257L257 255V253L258 252H256L257 251V249H256V247L257 248H259V244H260V242L261 241H263L262 239H264V225L262 224V226H261V228H259L258 230H253ZM1 230H3V231H6V230H11V231H15V233H17L16 234V236L15 235H11L9 238L8 237H6V234L4 235V233L1 231ZM124 230V231H123ZM129 230H130V233H129ZM137 230V231H136ZM169 230H170V232H169ZM172 230V231H171ZM250 230H251V228H250ZM134 231V232H133ZM157 231V232H156ZM256 231V232H255ZM119 232H121V233H119ZM171 232L173 233V234H171ZM2 233V234H1ZM134 233V234H133ZM127 234H129V235H127ZM135 235L136 236V241H133V235ZM149 234V235H148ZM196 234V235H195ZM263 234V235H262ZM120 235V236H119ZM154 235V236H153ZM160 235H161V237H160ZM188 234H186L185 236H187ZM119 238H117V237ZM212 236H214V237H212ZM15 238H16V240H15ZM140 238V239H139ZM149 238V239H148ZM31 239V240H30ZM115 239H116V241H115ZM239 239L240 240H242V241H244L245 242V245H246V248H247V251H248V253H250V251H249V247H248V245H247V242H249L248 240H247V238H246V236H245V234H244V232H239ZM120 240H123L122 242H120ZM158 240H160V241H158ZM164 240H168L171 244H169V246H167L166 244H164ZM198 240H200V239H198ZM2 241V243H4ZM142 241V242H141ZM150 241V242H149ZM161 241H162V243H161ZM40 242H46V245L45 246H41L40 245ZM100 242H101V244H100ZM155 242V243H154ZM160 242V243H159ZM191 242L193 243V244H191ZM1 242H0V245L2 244ZM63 244L61 247H59L60 246V244ZM103 243V244H102ZM143 243V244H142ZM179 243V244H178ZM189 243H190V245H189ZM156 244V245H155ZM186 244V245H185ZM146 245V246H145ZM162 245V246H161ZM187 245H189V246H187ZM204 245V246H203ZM253 245V246H252ZM145 246V247H144ZM192 246V247H191ZM217 246V247H216ZM62 247H65V248H67V250L68 251H63L62 249H60V248H62ZM147 247V248H146ZM149 247V248H148ZM159 247V248H158ZM162 247V248H161ZM202 249H201V248ZM15 248V247H14ZM25 248V249H24ZM117 248V249H116ZM133 248V249H132ZM192 248H193V250H192ZM195 248V249H194ZM206 248V249H205ZM208 248V249H207ZM24 249V250H23ZM142 249V250H141ZM186 249V250H185ZM15 250V249H14ZM23 250V251H22ZM114 250V251H113ZM160 250V251H159ZM202 250V251H201ZM109 251V250H108ZM1 248H0V262H2V260H1ZM138 252V253H137ZM154 252V253H153ZM254 254H253V253ZM106 253V254H105ZM173 253V254H172ZM92 254V255H91ZM117 254V255H116ZM214 254V255H213ZM96 255V256H95ZM99 255V256H98ZM106 255V256H105ZM108 255V256H107ZM177 255V256H176ZM93 256V258H91ZM118 256V257H117ZM149 256H150V258H149ZM256 256H257V258H256ZM102 259H101V258ZM91 258V259H90ZM98 258V259H97ZM183 258V259H182ZM217 258V259H216ZM97 259V260H96ZM264 259V258H263ZM164 260V261H163ZM184 260V261H183ZM218 262H217V261ZM204 261V262H203ZM82 262V263H81ZM87 262V263H86ZM180 262H182V263H180ZM224 262V261H223ZM13 262L11 261V262H9V263H6V264H12ZM89 263V264H90ZM232 263V262H231ZM257 263V264H258ZM1 264V263H0ZM116 264H122V263H120V262H118V263H116ZM223 264H226V263H223ZM264 264V263H263Z\"/></svg>",
    "mask_w": 264,
    "mask_h": 264
},
{
    "label": "water",
    "instance_id": "obj_3",
    "mask_svg": "<svg viewBox=\"0 0 264 264\" xmlns=\"http://www.w3.org/2000/svg\"><path fill=\"white\" fill-rule=\"evenodd\" d=\"M260 224V217L259 216H255L250 220V225L252 227H258Z\"/></svg>",
    "mask_w": 264,
    "mask_h": 264
}]
</instances>
